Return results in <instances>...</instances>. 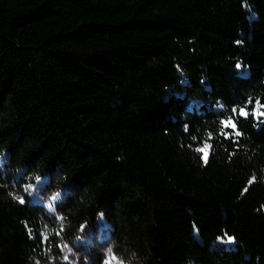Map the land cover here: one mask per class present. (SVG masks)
Segmentation results:
<instances>
[{
    "label": "trees",
    "instance_id": "obj_1",
    "mask_svg": "<svg viewBox=\"0 0 264 264\" xmlns=\"http://www.w3.org/2000/svg\"><path fill=\"white\" fill-rule=\"evenodd\" d=\"M245 106L264 112V0H0V264L73 240L93 264L89 233L119 264H264ZM44 174L47 204L20 201Z\"/></svg>",
    "mask_w": 264,
    "mask_h": 264
},
{
    "label": "rangeland",
    "instance_id": "obj_2",
    "mask_svg": "<svg viewBox=\"0 0 264 264\" xmlns=\"http://www.w3.org/2000/svg\"><path fill=\"white\" fill-rule=\"evenodd\" d=\"M47 180V175H41L35 178L34 182H31L26 185L24 192L20 193V201H24L25 199L30 200L31 203H40L42 205L47 204L46 197L51 194H47L45 191V182ZM62 196V194H61ZM52 208L54 207L53 204ZM50 208V207H49ZM96 234V232H94ZM44 240H46L47 236L44 232L43 234ZM81 242L88 241L89 243L94 240V245L97 247L96 249L90 250L92 256L94 258L93 264H119L117 259L109 252L108 246L105 244H99L96 240V237L89 234H84L79 236ZM222 243L228 246L229 239L222 240ZM76 240L72 242L66 243L65 247L62 250H54L48 246L47 253L49 255V261L51 264H75L79 255L87 256L86 253L82 249L76 247Z\"/></svg>",
    "mask_w": 264,
    "mask_h": 264
},
{
    "label": "snow or ice",
    "instance_id": "obj_3",
    "mask_svg": "<svg viewBox=\"0 0 264 264\" xmlns=\"http://www.w3.org/2000/svg\"><path fill=\"white\" fill-rule=\"evenodd\" d=\"M234 111H235V109H234ZM249 115H251L256 120H260L261 117H264V112H261L259 110V108L258 107H255V106H251V107L245 106V107H242L240 109V118L241 117H247ZM223 123L225 125L231 124V126H232L233 129H237V124L234 121L225 120V121H223ZM238 135H240L239 132H238ZM197 151L203 153V159L205 161H207V159H208V148L207 147L199 148V149H197ZM49 207L51 208L52 205H49Z\"/></svg>",
    "mask_w": 264,
    "mask_h": 264
},
{
    "label": "clouds",
    "instance_id": "obj_4",
    "mask_svg": "<svg viewBox=\"0 0 264 264\" xmlns=\"http://www.w3.org/2000/svg\"><path fill=\"white\" fill-rule=\"evenodd\" d=\"M125 255L127 257L125 264H144V261L141 260L135 252H127ZM188 264H193V262L189 261Z\"/></svg>",
    "mask_w": 264,
    "mask_h": 264
}]
</instances>
